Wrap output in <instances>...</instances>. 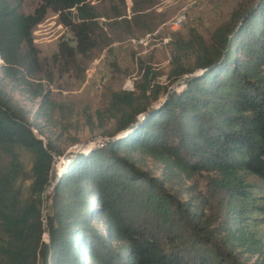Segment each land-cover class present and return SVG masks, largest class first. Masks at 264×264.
<instances>
[{
  "label": "trees",
  "instance_id": "1",
  "mask_svg": "<svg viewBox=\"0 0 264 264\" xmlns=\"http://www.w3.org/2000/svg\"><path fill=\"white\" fill-rule=\"evenodd\" d=\"M47 9L74 37L73 47L58 44L66 62L95 46L98 16L85 0H40L29 14L0 0V80L34 88L44 121L62 109L32 82L42 67L31 30ZM169 62L168 82L188 75L181 87L161 102L155 89L111 91L95 112L99 126L112 121L110 140L72 155L53 185L59 151L46 137L43 147L0 85V264H245L247 254L264 264L244 220L264 211L254 196L264 193V0L231 14L207 40L174 37ZM19 147L32 155L28 171ZM194 174L202 191L181 182Z\"/></svg>",
  "mask_w": 264,
  "mask_h": 264
},
{
  "label": "rangeland",
  "instance_id": "2",
  "mask_svg": "<svg viewBox=\"0 0 264 264\" xmlns=\"http://www.w3.org/2000/svg\"><path fill=\"white\" fill-rule=\"evenodd\" d=\"M85 2L98 15L93 33L95 46L83 56L76 54L72 62H66L65 51L61 55L58 52L60 42L73 47L75 41L71 32L59 22L55 12L47 9L42 20L31 30L42 67L38 79L32 82H40L42 88L49 92V98L62 109H55L51 119L44 121L35 113L39 97L32 96L34 88H16L6 78L0 80L5 95L24 112L30 128H33L32 134L45 141V137L48 138L54 149L59 151V154L52 152V185L72 155L103 147L110 140L112 121L103 119L102 126H99L95 112L105 108L111 91H134L137 86L145 88L146 93L155 89L158 91L157 101L161 102L167 92L181 87L184 77L188 76L183 75L168 82L172 39L177 36L187 39L194 32L207 40L218 25L241 8L248 7L253 0ZM13 3L18 11L29 14L40 0H13ZM114 9L120 11L118 16L114 15ZM108 22L115 24L110 28ZM17 151L18 160L23 169L28 171L31 153L21 147ZM4 158V155L0 156V159ZM141 167L159 175L160 167L157 164L144 160V166ZM246 181L258 184V179L251 175L246 177ZM181 182L195 192L202 191L204 187L203 176L198 174L183 178ZM26 185L27 181L22 185L23 192ZM51 188L46 187L42 196L44 214L50 203L48 197ZM254 196L263 208L264 193H255ZM186 197V194L180 195V199ZM244 220L248 224L246 228L254 233L253 237L260 241L261 250L264 251V211L250 214ZM241 260L245 264H258L260 257L247 254Z\"/></svg>",
  "mask_w": 264,
  "mask_h": 264
},
{
  "label": "water",
  "instance_id": "3",
  "mask_svg": "<svg viewBox=\"0 0 264 264\" xmlns=\"http://www.w3.org/2000/svg\"><path fill=\"white\" fill-rule=\"evenodd\" d=\"M38 139L42 142L43 147H46V141L43 140V139H41V138H38ZM45 226H46V225H45ZM43 239H44L45 241L48 240L47 227H46V231H45L44 234H43Z\"/></svg>",
  "mask_w": 264,
  "mask_h": 264
}]
</instances>
